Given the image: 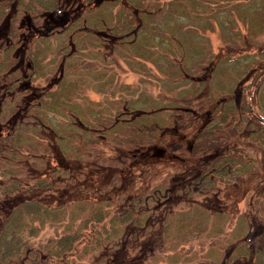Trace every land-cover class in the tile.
Masks as SVG:
<instances>
[{
    "label": "trees",
    "instance_id": "16d2710c",
    "mask_svg": "<svg viewBox=\"0 0 264 264\" xmlns=\"http://www.w3.org/2000/svg\"><path fill=\"white\" fill-rule=\"evenodd\" d=\"M211 3L222 7L221 12L206 10ZM116 4H120L121 8L113 15L112 10L109 9ZM126 5L133 8L129 9L134 16H138L137 24L133 25L131 20L121 17ZM77 6L87 7L90 14L78 13ZM262 6H264V0H0V16L4 18L2 22L7 24L5 28L0 29V51L4 53V56L0 58V78L14 75L12 80L0 82V264H50L53 256L61 254L64 248L70 251L72 242L82 235L79 234L78 229L71 228V220L76 217V208L87 210L86 217L82 218V229L85 228L88 220L99 221L103 216L101 219L103 221L104 216L110 213L109 218L105 220L108 221L110 230L102 238L108 242L116 240L119 234L124 236L127 233H132V239L138 240L136 234L149 231L156 222L151 212L157 211L159 199L166 194L158 192L159 184V186L142 185L150 190L142 197L141 193L144 190L135 181L138 175H134V183L128 182L127 187L124 186L125 178L130 175L133 179L130 174L133 167L130 164L132 161L134 164L139 161V156L144 154L148 156L152 152L155 155V151L157 153L163 150L160 146L156 149L152 142H141L140 145L146 147L136 146L137 151L141 150L136 156V150L123 144H126L124 133L130 132L129 134L134 136L132 134L136 133L134 128L148 123L151 118H155L160 125L168 126L166 128L172 132L178 130L176 121H184L183 119L186 118L191 121L190 116L193 114L200 119L204 118L203 121L201 120L199 129L216 125L217 132L222 133L224 128L221 125L226 117L218 118V116L224 110L225 103L232 101L234 104L228 105L227 108H234L238 116L236 117L239 118L236 125L239 126V122L246 120V123L251 126L256 121L260 131L264 133V114L255 110L257 104L253 103L252 93L246 91L247 96L242 98V89L251 84V82H240L243 76L242 68H239L242 70L241 73L236 72L235 78L232 76L230 85L224 87L221 82L215 83V87L218 89L220 87L225 94L221 93L215 101L216 104L211 105L212 108L204 113L191 110L194 108L188 101V103L185 101L186 104L184 103L183 106H170L176 113L166 112V106L157 107L160 104L149 99L148 101L142 99L141 93L134 96L131 92L122 94L114 99L115 104L107 102L95 107L92 102L77 100L74 93H77L78 86L73 82L72 73H69L72 69L73 33L81 32V39L93 37L95 34L103 35L104 42L110 43L113 48L127 43L135 47L138 35H142V32L149 29L148 25L151 23L155 24L150 29L156 31L149 37H145V40H141L140 45L151 50L161 48V51L148 50L147 55L142 54L144 58L138 55L136 61L131 60V63L138 65L135 69L137 72H142L146 69L143 61L147 60L159 71L166 73L167 66L174 63V60H169L167 57V54L172 52L169 41L173 38L178 48L184 49V43L179 34L182 27L185 26L188 32L194 35V27H204L200 22L209 17L226 36L237 37L238 34L232 32L230 25L238 20L247 25L250 32L248 35L252 32L257 34L264 30V24L261 20H255L253 14H259ZM244 14L248 15L244 16ZM195 23L198 24L195 25ZM206 23L210 25V22ZM63 39L66 43L62 42ZM95 39L98 40V45L94 44ZM58 40L60 41L57 42ZM100 40L93 38L89 44L91 48L85 52L92 55L94 47L100 46ZM30 41L33 42L32 45ZM82 45L85 46V44ZM148 45L151 48L145 47ZM193 47V54H197L200 59L205 56ZM47 53L58 57L55 61L51 58L47 59L48 64L44 63V70L54 69L57 63L56 68L61 66L60 75L53 82L45 84L32 82L36 80L33 77L43 71L41 57ZM9 54H17L18 57V63L14 64L12 71L9 67ZM260 54L264 56V49ZM44 59L45 57L42 60ZM186 59L180 60L179 73L183 74L185 79L195 81L191 66L187 65ZM245 61L250 64L248 59ZM8 67L10 70L7 75H4ZM251 67L252 65L248 66L246 72ZM203 69H207L205 65ZM212 69H215V66ZM26 78L28 79L24 82ZM67 79L71 80L61 82ZM96 85L101 87L106 83L97 82ZM123 89L124 86L119 87V90ZM200 94L201 97L206 95L203 90L198 92V97ZM195 100H199L197 96ZM220 105L222 106L218 111ZM214 111H216L215 114ZM96 118L99 121H96ZM126 127L131 130L127 131ZM149 132L153 133L154 130L151 129ZM94 133L100 134L101 137L112 134L115 138L119 136L116 143H119L121 148L119 151L108 147L103 149L110 154L109 156L102 151L96 153L95 142L91 138ZM139 133L144 132L139 131ZM181 135L183 138L184 134ZM197 135L198 132L195 131L193 136ZM191 137L188 134V138L193 141ZM219 137L220 135L218 139ZM225 143L227 144V141ZM224 144L222 143L224 150L219 154L222 158L215 160L210 167L212 173L226 175L236 170L233 162L241 153L238 150L234 152V149H231L233 154L228 153L230 147L226 149ZM206 147L209 146L201 147L198 152L211 148ZM97 155H101L102 158ZM135 156L136 158L128 160V164L124 162L128 157ZM199 156L201 158L203 154L200 153ZM65 161L68 167L61 170L62 163ZM171 161L180 163L182 160ZM236 161L238 163V160ZM42 163H45V166L40 168L38 165ZM24 169H26L25 174ZM103 171L108 174L107 182H102L97 177V174ZM22 177H27L28 180L21 179ZM68 181L71 184H66ZM69 188L73 192L64 193ZM43 192L53 193L55 196L52 200H47L48 198L40 195ZM68 196L72 197L68 198ZM79 200L85 202L80 205L82 207L75 206V203L79 205ZM151 200L152 206H150ZM63 206L65 209L70 208L68 216L71 215V220H67L64 225L65 231L56 240L58 247L63 246V249L46 248V252H42L34 248L31 244L32 238L37 236L46 222L52 223L59 220L58 215L63 212ZM33 221L37 224H31ZM163 223H165L163 232L166 237L171 222L167 220ZM90 237L87 236L88 239ZM78 263L87 264L88 262L82 260Z\"/></svg>",
    "mask_w": 264,
    "mask_h": 264
},
{
    "label": "rangeland",
    "instance_id": "374dc122",
    "mask_svg": "<svg viewBox=\"0 0 264 264\" xmlns=\"http://www.w3.org/2000/svg\"><path fill=\"white\" fill-rule=\"evenodd\" d=\"M124 7V14L121 17L131 20L133 25L137 24L138 16H134L130 11L133 8L127 5ZM77 8L80 14H90L85 6L82 8L77 6ZM119 8L121 5L116 4L109 10H112L114 15ZM221 8L219 5L211 3L208 4L206 10L221 12ZM259 12L257 15L253 14V18L261 20L264 24V6L259 9ZM3 19L0 16V29L7 25L4 24L6 22H2ZM207 21L210 22L209 26ZM200 23L204 27H208H194V35L188 32V28L182 27L179 34L184 43V49H179L173 38L169 41V48L172 52L167 54V57L169 60H174V63L167 66L168 70L164 66L167 70L166 73L159 71L147 60L143 61L146 69L142 72H137L135 69L138 65L131 63V60L136 61L138 55L143 57V55H147L148 50H151L141 46L140 41L145 40V37H149L156 31L150 29L155 24L151 23L148 25L149 29L142 32V35H138L135 47H131L127 43L113 48L110 43L104 42L103 35L95 34L93 37L81 39V32L73 33L71 38L72 69L69 73H72L73 82L78 86L77 93H74L77 100L92 102L95 107L107 102L113 104L116 101L114 99L122 94L126 95L131 92L134 96L141 93L143 94L142 99L146 101L149 99L160 104L157 107L166 106V112L176 113L175 109L170 106H183L186 104L185 101H188L194 108L191 110L204 113L207 109L212 108L211 105L214 106L215 101L221 96L220 94L224 93L220 87L219 89L215 87V83L221 82L226 87L231 84L232 76L235 78L236 72L241 73L243 70L240 82H251V84L242 89V98L247 96L246 91L252 93L253 103L257 104L255 110L264 114V56L262 57L260 54L264 49V30L248 35L250 32L247 25L238 20L230 25L232 32L238 34L236 38H233L222 33L209 17ZM93 38L101 39V44L97 48L94 47V53L91 55L85 51L91 48L89 44ZM107 38L111 37L107 36ZM230 41L231 43H229ZM62 42L66 43L64 39ZM30 44L32 45L33 42L30 41ZM94 44L98 45V40L95 39ZM192 46L205 56L200 59L197 54H193ZM145 47L151 48L150 45ZM163 50L164 48H162V52H164ZM197 50L193 49V51ZM95 51L97 52L95 53ZM151 51L160 52L161 48ZM247 53L252 55L247 56ZM54 55L47 53L41 57L43 71L33 77L36 80L32 82L45 84L53 82L60 75L61 66L56 68L57 63L54 69L44 70V63L48 64L46 62L50 58L55 61L58 57L56 55L54 57ZM62 55L63 53L61 57ZM3 56L4 53L0 51V58ZM44 57L45 59L42 60ZM183 58H187V65L191 66L195 81L185 79L183 74L179 73L180 60ZM247 59L250 64L246 63ZM8 60L12 71L14 64L18 63L17 54H9ZM204 65L206 70L203 69ZM246 65L247 67L252 65L248 72H246ZM214 66L215 69H212ZM9 67L4 75H7ZM13 77L14 75L0 78V82H8ZM27 79H24V82ZM29 82L31 81L29 80ZM94 82H105L106 85L97 87ZM120 86H124V89L119 90ZM200 90H203L206 95L201 97L203 94L201 93L198 97ZM196 96L199 99L197 101L195 100ZM233 104L232 101L225 103L224 110L218 116V118L226 117L225 122L221 125L224 128L223 134L220 131L217 132L216 125H209L211 127L207 126V129H199L204 118L200 119L193 114L190 116L191 121L188 118L183 119L184 121H176L177 131L169 132L170 130L166 128L168 126L160 125L155 118H151L148 123L140 124L136 129L134 128L136 130V133H132L134 136L129 134L130 132L124 133V135L126 134L124 137L126 144L123 145L129 146L132 150H136V146L145 148L146 146L140 145L141 142H152L156 149L160 146L163 150L157 153L155 151V155L152 152L148 156L145 154L139 156V161L134 164L132 161L130 164L133 167L130 174L133 179L130 178V175L125 178L124 186L127 187L128 182L134 183V175H138V178L135 177V181L144 190L141 193L142 197L150 192L149 188L142 187V185L159 184L161 187L158 185L160 189L158 192L166 194L159 199L157 211L151 212L152 218L156 222L150 230L142 234L135 233L138 240L132 239V233H127L124 236L119 234L116 240L110 242L103 240L102 238L110 230L108 221H105L109 218L110 213L104 216L103 221L101 220L103 216L99 221L97 219L93 222L88 220L85 228L82 229V218L86 217L87 210L76 208V217L71 220V215L68 216L70 208L65 209L63 206L64 213H59V220L52 223L46 222L37 236L32 238L31 244L42 252H46V248L63 249V246L58 247L56 240L65 231L64 225L67 220H71V228L78 229L79 234L82 235L78 240L72 242L70 251L64 248L60 252L61 254L53 256V261L50 264H79L78 262L82 260L87 261V264H264V133L260 131L256 121L249 126L245 120L239 122V126H237L239 118H237L234 108H227L228 105ZM221 106L218 107V111ZM215 113L216 111H214ZM96 121L99 119L96 118ZM125 129L131 130L128 127ZM151 129L154 130L153 133L149 132ZM139 131L144 133L140 134ZM195 131L198 132L196 137L193 136ZM181 134H184L183 138ZM188 134L192 136L194 142L188 138ZM235 134L236 136H234ZM218 135H220L219 139ZM231 136L234 137L230 138ZM91 138L95 142L96 153L102 151L109 156L110 154H107L103 149L108 147L119 151L121 148L119 143H116L117 138L113 134L101 137L100 134L94 133ZM225 141H227L226 149L230 147L228 153L233 154L231 149L241 153L237 157L239 159L234 157L233 165L236 170H232L226 175L212 173L210 167L213 166L212 163L215 160L222 158L219 154L224 150L222 143L224 144ZM203 146L211 148L206 147L209 149L198 152ZM140 151L136 150V156ZM200 153L203 154V158L198 157ZM100 156L97 155V157ZM136 156L128 157L124 162L128 164V160L136 158ZM171 160L182 161L172 163ZM66 163V161L62 163L61 170L68 167ZM38 166L43 168L45 163ZM69 168L71 169V166ZM25 173L26 169H24ZM79 175L84 176L83 174ZM107 175L103 171V173L97 174V177L102 182H107ZM21 179L28 180L27 177ZM66 184H71V182L68 181ZM70 192L73 190L69 188L64 193L71 194ZM40 195L48 198L47 200H52L55 196L53 193L47 192ZM70 197L72 196H68V198ZM78 203L79 205L75 203V206H80L85 202L79 200ZM152 205L151 200L150 206ZM167 220L171 224L168 228V235L165 237L163 221ZM31 224H37V222L33 221ZM87 236L91 237L88 239Z\"/></svg>",
    "mask_w": 264,
    "mask_h": 264
}]
</instances>
